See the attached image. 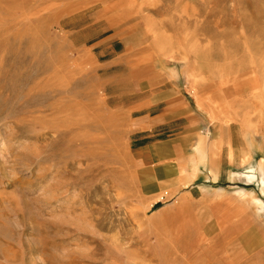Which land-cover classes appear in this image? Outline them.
I'll use <instances>...</instances> for the list:
<instances>
[{
  "label": "rangeland",
  "instance_id": "1",
  "mask_svg": "<svg viewBox=\"0 0 264 264\" xmlns=\"http://www.w3.org/2000/svg\"><path fill=\"white\" fill-rule=\"evenodd\" d=\"M161 93L153 141L233 140L220 182L134 160ZM262 162L264 0H0V264H264Z\"/></svg>",
  "mask_w": 264,
  "mask_h": 264
},
{
  "label": "crops",
  "instance_id": "2",
  "mask_svg": "<svg viewBox=\"0 0 264 264\" xmlns=\"http://www.w3.org/2000/svg\"><path fill=\"white\" fill-rule=\"evenodd\" d=\"M167 95V93H161L158 96L161 100L166 101L165 104L167 105L160 113L155 114L154 108L151 106L144 109L147 110L146 114L135 120L136 136L134 137V143H132V147L134 146L132 149L134 160L145 168L169 175L173 171L169 161L175 158L176 155H187L183 164H179L178 162L177 165L181 170H186L187 175H190V181L199 178L200 169L205 165L204 169L206 170L207 168L211 171H209L210 176L212 174L214 177H218L216 181L220 182L222 180L225 162L228 163V171L234 164V142L230 139L226 143V138L220 131L216 133L213 141L207 143L206 140L199 136L201 126L203 127L201 133L209 130V128H206L208 124L204 120L201 123L195 116L191 117L187 120V124H184L182 134H179L175 138L153 141V138L156 136L153 133L156 132L157 128L168 127L176 120L182 119L177 115L179 113L175 108L178 104L170 101ZM157 106H160V104ZM139 131L143 133L149 132V134L139 138ZM209 135L212 136V134ZM138 140H143V142L139 144ZM198 148H201L200 151L202 153L196 151ZM225 155L228 157L227 160L224 159ZM169 178L168 176L163 177V179ZM172 181H174L173 184L177 183V176H174Z\"/></svg>",
  "mask_w": 264,
  "mask_h": 264
},
{
  "label": "bare ground",
  "instance_id": "3",
  "mask_svg": "<svg viewBox=\"0 0 264 264\" xmlns=\"http://www.w3.org/2000/svg\"><path fill=\"white\" fill-rule=\"evenodd\" d=\"M75 69V68H74ZM82 107H84L85 108V110H87V111H85L87 114H88V110H90V109H88L89 108V106H88V104H84V105H82L81 106V108ZM89 116H90V113H89ZM88 117V116H87ZM86 117V118H87ZM84 120V119H83ZM134 126H135V123H134ZM84 161V160H83ZM261 166V169H260V171H261V173H262V176H263V180H262V190H263V192L262 193H264V163L262 162L261 164H260ZM74 168V167H73ZM59 172V171H58ZM152 174V173H151ZM233 177H236L235 179H238V180H247L248 182H253V180H255L256 179V176H255V172L252 170V169H249L248 170V172L246 173V174H234L233 175ZM214 178V177H213ZM218 178L217 177H215L214 178V180H217ZM244 195V194H243ZM246 195V194H245ZM256 201V203H258V204H260V206L261 207H263L264 206V204L262 203V202H260L258 199H256L255 200ZM189 212V211H188ZM195 215V212H193V216ZM196 216V215H195ZM80 227V226H79ZM82 228V227H81ZM82 232V231H81ZM176 233V232H175ZM174 233V234H175ZM178 234V233H177ZM177 234H176V236L175 237H177ZM217 236V235H216ZM174 237V240L172 241V242H174L175 241V238ZM214 238V237H213ZM177 239H179V238H177ZM211 240H212V238H210ZM213 241V240H212ZM181 242V241H180ZM179 244V243H178ZM173 247H175V246H173ZM177 247V246H176ZM178 247H179V245H178ZM177 247V248H178ZM180 248V247H179ZM171 252V251H170ZM179 253V252H178ZM187 253V252H186ZM199 253V252H198ZM179 255V254H178ZM185 255V254H184ZM183 256V255H182ZM171 257V256H170ZM169 258V257H168ZM187 263V262H186ZM185 263V264H186Z\"/></svg>",
  "mask_w": 264,
  "mask_h": 264
}]
</instances>
